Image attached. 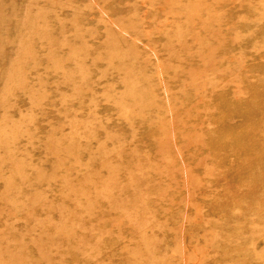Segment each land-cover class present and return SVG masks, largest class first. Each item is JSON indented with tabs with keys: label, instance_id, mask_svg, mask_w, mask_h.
Segmentation results:
<instances>
[{
	"label": "rangeland",
	"instance_id": "374dc122",
	"mask_svg": "<svg viewBox=\"0 0 264 264\" xmlns=\"http://www.w3.org/2000/svg\"><path fill=\"white\" fill-rule=\"evenodd\" d=\"M0 264H264V0H0Z\"/></svg>",
	"mask_w": 264,
	"mask_h": 264
}]
</instances>
